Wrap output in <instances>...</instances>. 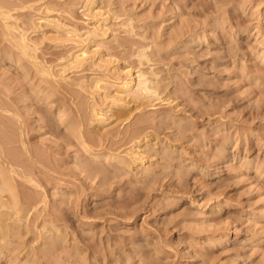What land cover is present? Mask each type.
Masks as SVG:
<instances>
[{"label":"rangeland","instance_id":"obj_1","mask_svg":"<svg viewBox=\"0 0 264 264\" xmlns=\"http://www.w3.org/2000/svg\"><path fill=\"white\" fill-rule=\"evenodd\" d=\"M263 41L264 0H0V155L51 214L0 264H264Z\"/></svg>","mask_w":264,"mask_h":264},{"label":"bare ground","instance_id":"obj_2","mask_svg":"<svg viewBox=\"0 0 264 264\" xmlns=\"http://www.w3.org/2000/svg\"><path fill=\"white\" fill-rule=\"evenodd\" d=\"M12 2V1H11ZM13 3V2H12ZM4 6V5H3ZM3 14V13H2ZM6 17V16H5ZM5 22V21H4ZM59 22V21H58ZM8 25V24H7ZM73 32H71V34H72V36H73V38H71L70 37V39H72V40H76L77 38H79L80 37V35H79V33L78 32H76V30L75 29H73L72 30ZM133 36V35H132ZM130 37V36H129ZM21 39V38H20ZM77 41V40H76ZM78 41H79V39H78ZM81 41V40H80ZM80 41H79V43H80ZM23 42H25L24 41V39L23 40H21V43H23ZM264 42V41H263ZM26 43V42H25ZM25 43H23V44H25ZM74 43H76V42H74ZM82 43V42H81ZM262 43V42H261ZM23 44H22V46H23ZM77 44V43H76ZM78 45V44H77ZM260 45V44H259ZM262 45H264V43L262 44ZM264 47V46H263ZM27 48V46H25L24 45V50ZM75 49V48H74ZM263 49V48H262ZM261 51V50H260ZM259 51V52H260ZM262 55H264V49L262 50ZM26 54V53H25ZM85 54H86V56L88 55V51H87V53H86V49L84 48V47H82V46H80V47H78L74 52H72V63L74 64V63H76V65L77 66H79V65H81L82 67H84L83 66V61H85L84 59H85ZM99 63V62H98ZM96 65V64H95ZM80 66V67H81ZM92 70V69H91ZM66 71V70H65ZM69 71V70H68ZM144 75V73H142V72H139L138 73V75H137V77H138V80H139V85H140V88H141V90L143 91V97H151V96H153V94L154 93H156L155 92V90L152 88V86L151 85H149L148 83L149 82H147V79L148 78H146V77H144L143 76ZM250 75V74H249ZM148 76V75H147ZM64 78V77H63ZM127 79H125V80H122V81H120L119 82V85L121 86V87H128L129 86V84H130V81H132L131 79L133 78H129V77H126ZM148 81H149V79H148ZM98 84L99 83H96L95 85L96 86H98ZM154 85V84H153ZM158 86V85H157ZM99 88V87H98ZM137 88H138V86H137ZM157 88V87H156ZM138 90H140V89H138ZM158 92V91H157ZM127 94H128V92H127ZM154 95H156V94H154ZM124 102V101H123ZM0 106H2V104L0 105ZM3 107H5L4 105H3ZM93 107V106H92ZM1 108V107H0ZM99 108V107H98ZM97 107H93L92 108V113H93V115L96 117V118H98V119H101L102 118V115H103V112H102V110H100V109H98ZM2 110V109H1ZM2 111H5L4 109L2 110ZM9 111V110H8ZM19 115V114H18ZM121 115V114H120ZM12 117V116H11ZM18 118V117H17ZM10 119V118H9ZM15 119V118H14ZM19 119V118H18ZM21 119V118H20ZM140 120V119H139ZM144 119H142L140 122H138V124L139 123H141L142 121H143ZM7 121V120H6ZM12 122H13V120H12ZM144 122V121H143ZM7 123H9V122H7ZM6 123V124H7ZM15 123V122H14ZM137 126V125H136ZM139 128V127H138ZM137 129V128H136ZM20 132V131H19ZM11 137V136H10ZM2 142V141H1ZM23 145L22 146H24L25 148H26V152L28 151V153H30V156L32 157V159H34L35 157H37V161H38V159H40V157L38 156V155H36L35 153H31V150L29 151V149L27 148V145H25L24 144V141H22L21 142ZM1 144V143H0ZM29 147V146H28ZM15 148V147H14ZM28 149V150H27ZM11 153H13V152H11ZM9 154V153H8ZM6 155V156H2V155H0V158L3 160V162H5L6 163V167L3 165V167H5V168H7V171L5 172V171H3V168H2V170H1V167H0V220L2 219V218H4L5 216L7 217V218H4V220H6V219H8V217L10 216V214H11V212L13 211L12 209L13 208H15V214L17 213L18 214V216H20L21 214L23 215V216H25V217H27L28 215V213L29 212H31V210H34L35 211V213H37L38 211H40V209H42L41 211L43 212V211H45V212H47L46 213V215H49V216H51V214H50V210L47 208V204H45V205H43L42 203H44V202H46V200H45V198H44V200H43V198H42V200H40L38 197H37V195L35 194V193H33V191H32V185H31V187L28 185V183H32L33 182V177L32 176H30V174H28L29 172H28V170H27V172L28 173H26L22 168H21V170H20V168H18L20 171H17L18 169H16V165H17V167H19V165H22L21 163H23V162H21L22 161V159L20 160L19 158V160H20V162L18 161V159H17V156H15L16 155V152H15V155L14 154H9V155ZM41 154V153H40ZM5 155V154H4ZM42 155V154H41ZM40 155V156H41ZM84 155V154H83ZM29 156V157H30ZM28 157V156H27ZM30 157V158H31ZM39 157V158H38ZM41 159H42V157H41ZM41 159H40V161H41ZM1 160V161H2ZM24 160V159H23ZM25 162V161H24ZM35 162V161H34ZM1 163V162H0ZM5 163H2V164H5ZM39 163V162H38ZM83 163V162H82ZM43 164V163H42ZM22 167V166H21ZM91 168V167H90ZM16 169V170H15ZM98 169V168H97ZM6 170V169H5ZM10 173V174H9ZM11 173H15L16 175L15 176H13V174H12V176H10L11 175ZM35 182H36V180H34ZM34 182V183H35ZM36 184H37V182H36ZM35 186V185H34ZM5 190H9L10 192H9V196H8V194H7V196H6V194L4 193V191ZM34 190V189H33ZM37 192V191H36ZM3 193L5 194L4 196H3ZM39 193V192H38ZM4 197H6V199H4ZM12 211H11V210ZM14 212V211H13ZM52 212V211H51ZM20 213V214H19ZM39 213V212H38ZM14 214V213H13ZM15 214H14V216H15ZM24 214H26V215H24ZM9 215V216H8ZM39 215H40V213H39ZM12 217H13V215H11ZM17 216V217H18ZM16 217V216H15ZM22 217V216H21ZM40 217V216H39ZM19 218V217H18ZM38 218V217H37ZM50 219H51V217H49ZM16 219V218H15ZM14 219V220H15ZM23 219V218H22ZM31 219V218H30ZM52 221H54L53 219H51ZM16 222V221H15ZM17 222H18V220H17ZM20 222V221H19ZM8 223V222H7ZM6 223V224H7ZM170 223V222H169ZM16 224V223H15ZM18 224V223H17ZM0 233H2L3 231H2V223H0ZM3 226H4V224H3ZM7 226H8V224H7ZM7 226H5V227H7ZM17 226V225H16ZM15 226V227H16ZM9 227V226H8ZM15 227H14V229H15ZM11 228V227H10ZM13 228V227H12ZM20 229H21V226H20ZM20 229H17V230H20ZM3 230H4V228H3ZM6 231H7V229H5ZM10 231H11V229H9ZM16 230V229H15ZM8 232V234H9V231H7ZM22 231L20 230V233H21ZM16 233H18V235L20 234L18 231L16 232ZM7 235V234H6ZM5 235V236H6ZM11 235H12V231H11ZM58 236V235H57ZM12 237H13V235H12ZM20 237V236H19ZM187 237V236H186ZM1 238V237H0ZM6 237H4V239H5ZM10 239H11V236L9 237ZM3 239V240H4ZM7 239V238H6ZM5 239V240H6ZM14 239V238H13ZM22 239V238H21ZM3 240H2V242H3ZM50 240V239H49ZM14 241V240H13ZM16 241V240H15ZM14 241V242H15ZM21 241V240H20ZM23 241V240H22ZM52 242H48L51 246L50 247H53V245L55 246L56 244H54L55 242L54 241H56L57 242V240H55L54 238H53V240H51ZM8 242H10L9 241V239H8ZM8 242L6 243H4V244H7L8 245ZM54 242V243H53ZM59 242V241H58ZM1 243V242H0ZM11 243V242H10ZM22 243V242H21ZM2 244V243H1ZM67 244V243H66ZM59 245V244H58ZM11 246V245H10ZM66 246V245H65ZM1 247H5V245L4 246H1ZM0 247V248H1ZM9 247V246H8ZM58 247V246H57ZM14 248H16L15 246H14ZM19 248V247H18ZM54 248V247H53ZM53 248L51 249V248H49L48 246L46 247V249H50V251L51 250H53ZM2 250H5V249H3L2 248ZM9 250V249H8ZM13 250V249H12ZM58 250V249H57ZM10 251V250H9ZM54 251H56L55 249H54ZM18 252V251H17ZM41 252H43L44 253V251H42L41 250ZM46 253H47V251H45ZM49 252V251H48ZM20 253V252H19ZM36 253V252H35ZM55 253V252H54ZM39 254V253H38ZM38 254H37V256H38ZM42 254V253H41ZM22 255V254H21ZM44 255H48V254H43V256ZM51 255H53V253L51 252ZM34 256H36V255H34ZM42 256V257H43ZM55 256V255H54ZM48 257V256H47ZM51 257V256H50ZM18 258V257H17ZM44 258V257H43ZM56 258V257H55ZM62 258V257H61ZM69 258V257H68ZM46 259V258H45ZM38 260V259H37ZM47 260L49 261V259L47 258ZM46 260V261H47ZM56 260V259H55ZM70 260V259H69ZM32 261H35V259L33 260V258H32ZM45 261V262H46ZM52 260H50L49 262H51ZM72 261V260H71ZM83 261V260H82ZM20 262H22V260L20 261ZM27 262V261H26ZM52 262H54V260L52 261ZM57 262V261H56ZM59 262V261H58ZM76 262V261H75ZM81 262V261H80ZM48 262H46V264H47ZM60 263V262H59ZM69 263V262H68ZM24 264H27V263H24ZM35 264V263H34ZM37 264V263H36ZM44 264V263H43ZM50 264V263H49ZM51 264H53V263H51ZM56 264V263H55ZM58 264V263H57ZM65 264H66V262H65ZM72 264H75L74 262H72ZM77 264V263H76Z\"/></svg>","mask_w":264,"mask_h":264}]
</instances>
